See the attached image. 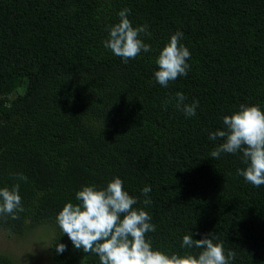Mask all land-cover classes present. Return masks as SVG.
<instances>
[{"label":"trees","instance_id":"obj_1","mask_svg":"<svg viewBox=\"0 0 264 264\" xmlns=\"http://www.w3.org/2000/svg\"><path fill=\"white\" fill-rule=\"evenodd\" d=\"M125 8L152 49L128 63L104 47ZM177 31L190 69L162 87L155 60ZM177 92L199 101L195 116L165 110ZM241 104L264 110V0H0V188L19 182L25 209L0 229L24 238L44 227L51 264H100L56 217L82 186L119 177L151 215L155 249L198 255L183 236L212 234L236 252L231 264H264V185L237 175L242 153L210 156L224 141L209 134ZM0 264L20 263L0 251Z\"/></svg>","mask_w":264,"mask_h":264},{"label":"clouds","instance_id":"obj_2","mask_svg":"<svg viewBox=\"0 0 264 264\" xmlns=\"http://www.w3.org/2000/svg\"><path fill=\"white\" fill-rule=\"evenodd\" d=\"M130 11L125 8L118 13L119 22L107 27L109 35L104 41V47L124 63L136 59L141 52L152 50L141 38V34L150 35L148 26L133 27L128 18ZM182 37L181 31L171 35L156 57L158 70L154 72V79L162 87L188 74L187 61L191 53L181 43ZM186 99L183 92H177L163 101V105L166 110L168 104H174L186 117L195 116L199 101L189 104ZM222 119L224 130L211 132L209 139L222 138L224 142L215 147L210 156L219 159L222 153H242V163L246 167L237 169V175L259 188L264 185V110L259 105L241 104L237 112ZM13 175L17 181L28 180L23 173ZM123 183L116 177L105 188L82 186L75 194L77 203L67 202L58 213L56 222L76 249L97 255L100 264H231L236 258V252L228 250L225 253L223 242H214L217 238L212 234L202 239H193L192 233L183 236L181 247L201 249L198 255H169L155 249L152 241L146 238L147 233L156 231L152 217L144 208L134 207L140 201L124 189ZM19 191V182L11 188H0V217L20 218L19 213L25 209ZM150 192L148 186L141 190L144 206L152 203ZM66 248L65 244L58 243L56 252L62 254Z\"/></svg>","mask_w":264,"mask_h":264},{"label":"rangeland","instance_id":"obj_3","mask_svg":"<svg viewBox=\"0 0 264 264\" xmlns=\"http://www.w3.org/2000/svg\"><path fill=\"white\" fill-rule=\"evenodd\" d=\"M52 232L44 227H37L24 238L7 235L0 229V251H7L18 259L20 264H51L49 244Z\"/></svg>","mask_w":264,"mask_h":264}]
</instances>
